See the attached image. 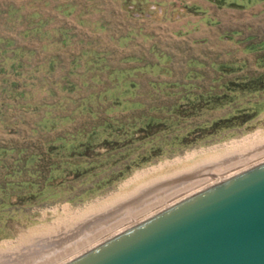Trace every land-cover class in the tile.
<instances>
[{"label":"rangeland","instance_id":"1","mask_svg":"<svg viewBox=\"0 0 264 264\" xmlns=\"http://www.w3.org/2000/svg\"><path fill=\"white\" fill-rule=\"evenodd\" d=\"M238 1L246 8L220 7L217 0H0V38H12L22 48L21 74L27 80L25 90L30 92L20 101L23 106L20 109L2 110L1 119L5 121H0V146L30 148L42 142L41 136L36 139L31 133L32 126L42 117L57 118V129L45 136L46 141H54L58 134L79 127L84 118H76L74 122L60 119L83 107L97 109L99 103L94 96L110 84V76L120 80L130 77L140 85L136 91L125 89V92L142 95L139 100L144 106L135 113L147 115L151 107L168 105L173 92L164 87L160 94H155L149 82L183 81L189 63L200 69V63L208 66L247 60L248 71L254 73L257 70L253 60L264 54L260 50L264 48L261 47L264 2ZM36 24L39 32L23 40L20 32L28 26L33 29ZM58 32L65 33V44L58 42L63 38ZM3 69L8 73H0V81L6 80L0 84L11 90L16 74L9 62ZM202 70L206 72V68ZM207 78L210 76L205 81ZM2 100L0 95V104ZM129 106L121 104L114 113L125 114ZM46 112L50 116H45ZM226 113L214 112L193 123L202 125ZM257 132L264 133V110L242 127L199 140L180 153L155 159L133 169L114 185L93 188L94 193L84 194L92 189L89 184L72 189L76 191L75 197L63 195L60 199L48 197L46 201L27 202L14 198L11 208L4 209V213L9 212L0 216V246L14 244L23 235L31 237L34 230L35 238L42 237L52 230L50 226L56 219L65 218L62 208L83 210L103 201L119 193L120 187L138 172L193 151L242 141Z\"/></svg>","mask_w":264,"mask_h":264},{"label":"trees","instance_id":"2","mask_svg":"<svg viewBox=\"0 0 264 264\" xmlns=\"http://www.w3.org/2000/svg\"><path fill=\"white\" fill-rule=\"evenodd\" d=\"M217 1L220 7L231 5L246 8L238 0ZM28 27L20 32L23 40L39 32L35 29L39 27L37 24L33 29ZM58 33L63 37L58 42L65 44V33ZM261 45L264 47V42ZM260 50L264 51V48ZM22 51L14 39L0 38V73H8L3 68L9 62L12 72L16 74V81L10 85L11 90L0 84V95L4 99L0 104L2 123L5 121L1 119L2 110L20 109L23 107L20 101H23L25 94H30L25 90L27 80L21 74L24 60ZM246 61L211 63L208 66L200 63V69L189 63L183 81H150L149 86L155 94H160L164 87H169L173 92L169 95L171 100L168 105L151 107L147 115L135 113L138 107L144 106L139 100L142 95L126 94L131 90L136 91L140 85L130 77L120 80L119 77L110 76V84L94 96L99 103L98 108L83 107L82 110L67 113L60 120L74 122L76 118H84V122L72 131L58 134L54 141L44 138L57 129V118L47 120L42 117L31 129L32 137L37 139L41 136L42 142L37 140L39 143L30 148L0 146V216L9 212L4 213V209L11 208L10 203L14 198L27 202L46 201L48 197L60 199L63 195L75 197L76 191L72 192L75 188L89 184L92 189L84 194L90 193L94 191L93 188L114 185L133 169L155 159L180 153L195 146L199 140L251 122L264 110V54L253 60L257 70L254 73L248 71ZM204 68L206 72L202 70ZM104 70L108 71L107 67ZM206 76L210 78L205 81ZM154 95H150V98H155ZM121 104L130 106L125 114L116 115L115 109ZM221 111H227L221 118L202 125L193 123ZM44 115L50 116V112ZM44 121L46 123L42 124Z\"/></svg>","mask_w":264,"mask_h":264},{"label":"bare ground","instance_id":"3","mask_svg":"<svg viewBox=\"0 0 264 264\" xmlns=\"http://www.w3.org/2000/svg\"><path fill=\"white\" fill-rule=\"evenodd\" d=\"M263 166V132L223 147L193 151L136 173L119 193L83 210L62 208L65 218L56 219L42 237L35 238L34 230L31 237L22 234L14 244L3 243L0 264H71L183 201Z\"/></svg>","mask_w":264,"mask_h":264},{"label":"water","instance_id":"4","mask_svg":"<svg viewBox=\"0 0 264 264\" xmlns=\"http://www.w3.org/2000/svg\"><path fill=\"white\" fill-rule=\"evenodd\" d=\"M71 264H264V166Z\"/></svg>","mask_w":264,"mask_h":264}]
</instances>
